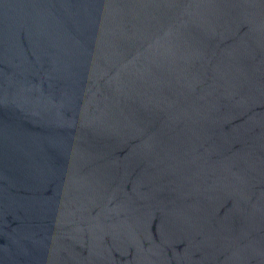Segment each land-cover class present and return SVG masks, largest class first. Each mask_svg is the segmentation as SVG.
I'll return each mask as SVG.
<instances>
[{
	"label": "water",
	"instance_id": "95a60500",
	"mask_svg": "<svg viewBox=\"0 0 264 264\" xmlns=\"http://www.w3.org/2000/svg\"><path fill=\"white\" fill-rule=\"evenodd\" d=\"M0 264H264V0H0Z\"/></svg>",
	"mask_w": 264,
	"mask_h": 264
}]
</instances>
